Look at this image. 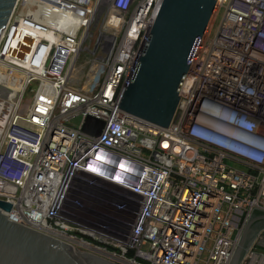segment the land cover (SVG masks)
I'll return each instance as SVG.
<instances>
[{
	"label": "built area",
	"instance_id": "2783aa9c",
	"mask_svg": "<svg viewBox=\"0 0 264 264\" xmlns=\"http://www.w3.org/2000/svg\"><path fill=\"white\" fill-rule=\"evenodd\" d=\"M100 1L18 0L1 34L0 75L18 87L0 110L3 212L115 264H230L264 213V139L244 158L214 117L264 136V0H218L168 128L118 108L162 0Z\"/></svg>",
	"mask_w": 264,
	"mask_h": 264
},
{
	"label": "water",
	"instance_id": "95a60500",
	"mask_svg": "<svg viewBox=\"0 0 264 264\" xmlns=\"http://www.w3.org/2000/svg\"><path fill=\"white\" fill-rule=\"evenodd\" d=\"M18 0H0V37ZM218 0H162L129 86L119 104L127 114L168 128L181 100V90L203 40ZM97 124L93 129L92 124ZM104 122L89 116L83 130L99 135ZM12 204L0 199V264H115L70 247L39 230L12 221L3 210ZM245 227L230 264H243L250 242L258 235L254 224Z\"/></svg>",
	"mask_w": 264,
	"mask_h": 264
},
{
	"label": "clouds",
	"instance_id": "9594fccd",
	"mask_svg": "<svg viewBox=\"0 0 264 264\" xmlns=\"http://www.w3.org/2000/svg\"><path fill=\"white\" fill-rule=\"evenodd\" d=\"M227 110H223V115L221 116H215L214 119L216 121V126L219 129H229L228 131H232L233 135H227L225 133H219L224 139H227L228 147L233 152H236L246 158L248 156L249 150L253 149L255 151H259L261 149V143L263 141V135L261 132L259 133L257 131V128L244 126L243 124H239L235 120H228L225 118L224 113H226ZM226 148V147H224Z\"/></svg>",
	"mask_w": 264,
	"mask_h": 264
},
{
	"label": "rangeland",
	"instance_id": "374dc122",
	"mask_svg": "<svg viewBox=\"0 0 264 264\" xmlns=\"http://www.w3.org/2000/svg\"><path fill=\"white\" fill-rule=\"evenodd\" d=\"M213 19H211L210 20V23H209V26L211 25V30H212V32L214 33L215 31H216V28L218 27V25H219V22H220V17H219V19H216V17L214 18V16L212 17ZM98 36H99V30L98 29H96L95 30V34H94V36L92 37V42L90 43V48H91V50L93 51V49H94V47H95V44H96V42H97V38H98ZM89 45V43L88 42H86V46H88ZM85 53H88L90 56H92V54H91V52H88V51H86V52H83V56L85 55ZM2 71L3 72H6L7 73V71L5 70V69H2ZM8 85L9 87H12L14 90H15V94H16V92L18 91V87L13 83V82H11V81H9V80H6V79H4L3 77H0V110H2V109H7V111L9 112L11 109H12V104L10 103V104H8V103H6L5 102V100L3 99V97H6V96H11V94H8V93H5L4 92V90H3V88H1L3 85ZM34 95V92L31 90H29L27 93H26V96H25V100H24V102H23V105L21 106V113H24V111H25V107H26V104H27V102L29 101V99H30V97H32ZM9 109H8V108ZM7 111H4V114L7 112ZM8 114V113H7ZM7 114H5V115H7ZM0 128H1V126H2V124H3V122H4V119H3V117H2V113H1V111H0ZM79 122V118H76L75 120H73L72 121V123L73 124H77ZM228 163L229 164H233L231 161H228ZM211 247V241H209L208 243H207V249H209ZM256 250L257 251H264V247H262V246H258V245H256ZM85 251V250H84ZM88 253H91V252H88ZM92 254V253H91ZM208 257V251L206 250L204 253H203V255H202V260H204V259H206ZM200 264H203V262L201 261L200 262Z\"/></svg>",
	"mask_w": 264,
	"mask_h": 264
},
{
	"label": "crops",
	"instance_id": "0c3cea01",
	"mask_svg": "<svg viewBox=\"0 0 264 264\" xmlns=\"http://www.w3.org/2000/svg\"><path fill=\"white\" fill-rule=\"evenodd\" d=\"M260 230H262V229H260ZM260 230H258V232ZM256 238H257V236H255L254 239L250 242V246L248 248L249 250H248V252H246V255H245L244 264H264V251H257L256 250V245L264 247V238L262 240L258 239L257 243L254 244V241ZM251 248L255 250V254L253 255V257L249 256Z\"/></svg>",
	"mask_w": 264,
	"mask_h": 264
},
{
	"label": "bare ground",
	"instance_id": "6f19581e",
	"mask_svg": "<svg viewBox=\"0 0 264 264\" xmlns=\"http://www.w3.org/2000/svg\"><path fill=\"white\" fill-rule=\"evenodd\" d=\"M102 3H103V1L101 0L100 1V5H102ZM214 17H215V15H214ZM0 77H3V76H1L0 75ZM4 78V77H3ZM4 79H6V78H4ZM6 80H8V79H6ZM1 88H3V90H4V92L5 93H8V94H11V96H6V97H3V99L5 100V102L6 103H8V104H12L13 105V102H14V97H16L17 96V92H16V94H15V90L12 88V87H9L8 85H3ZM8 108V107H7ZM9 109V108H8ZM2 115H3V113H2ZM1 116V115H0ZM4 123H5V121L3 122V124H2V126L4 125ZM1 126V127H2Z\"/></svg>",
	"mask_w": 264,
	"mask_h": 264
},
{
	"label": "trees",
	"instance_id": "16d2710c",
	"mask_svg": "<svg viewBox=\"0 0 264 264\" xmlns=\"http://www.w3.org/2000/svg\"><path fill=\"white\" fill-rule=\"evenodd\" d=\"M262 215L261 211H255L253 213V217H258ZM255 227H257V230L264 229V220H259L254 224Z\"/></svg>",
	"mask_w": 264,
	"mask_h": 264
},
{
	"label": "flooded vegetation",
	"instance_id": "af4514ba",
	"mask_svg": "<svg viewBox=\"0 0 264 264\" xmlns=\"http://www.w3.org/2000/svg\"><path fill=\"white\" fill-rule=\"evenodd\" d=\"M254 229H257V227L254 226Z\"/></svg>",
	"mask_w": 264,
	"mask_h": 264
}]
</instances>
